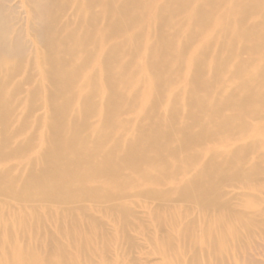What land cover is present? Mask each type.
I'll list each match as a JSON object with an SVG mask.
<instances>
[{"label": "bare ground", "instance_id": "obj_1", "mask_svg": "<svg viewBox=\"0 0 264 264\" xmlns=\"http://www.w3.org/2000/svg\"><path fill=\"white\" fill-rule=\"evenodd\" d=\"M71 3L50 0L39 10L43 30L37 37L44 51L38 52L39 69L47 77L50 93L39 100L38 88L29 95V103L49 108L44 148L34 161L42 162L44 168L35 169L32 164L34 168L21 179L8 169L0 171V226L8 239L0 241V251L9 249L12 256L3 264H79L60 247L54 260L42 258L33 251V241L25 246L17 243L16 232L27 236L44 224L45 217L57 215L73 226L67 232L74 237L85 231L87 223L101 226L90 215L99 208L129 227L134 217L129 207L137 199L145 204L155 199L161 210L174 208L172 219L166 215L155 225L176 228L174 239L195 252L193 264L224 263L232 247H242L243 235L251 234L245 225L244 229L238 226L241 218L222 215L221 211L233 210L227 188L246 181L247 190L252 189L264 173V165L250 159L264 153V129L249 125V121L264 123V0H221L223 7L234 12L222 14L197 12L196 8H213L216 0H163L158 6H150L147 0H98L100 16L89 14L86 20L75 12L73 26L62 22ZM76 6L88 11L87 3ZM179 18L192 25L189 32L178 28V34L173 33ZM4 21L0 18V67L6 77L14 78L23 71L22 64L9 61L11 45L6 42ZM142 22L153 33L147 40L135 37L131 56L145 58L142 67L135 69L124 62L130 54L123 50L125 44L107 45L97 25L104 23L116 31ZM179 33L184 34L181 40ZM198 33L204 39L193 48ZM144 40L149 42L146 46L137 45ZM78 51L85 53L91 66L73 64ZM244 51L250 53V60L231 66L233 57ZM208 73L210 77L204 79ZM233 79L240 81L230 82ZM181 82L183 90L178 86ZM5 91L0 79V126L5 135L0 141V161L23 157L33 143L32 138L11 145L30 125L21 120L16 130L11 129L17 105ZM164 98L168 104L161 109ZM133 112L139 120L134 131L126 120ZM93 117L97 122L89 123ZM183 174L188 177L178 180ZM171 180L177 183L175 188H150L165 187ZM16 204L30 213L13 210ZM194 207L201 214L178 225L184 210ZM7 212L16 224L6 219ZM156 214L159 217L161 212ZM228 221L235 226L230 228ZM81 241L84 254L95 249L96 242ZM174 262L183 264L182 255L166 253L163 264Z\"/></svg>", "mask_w": 264, "mask_h": 264}, {"label": "rangeland", "instance_id": "obj_2", "mask_svg": "<svg viewBox=\"0 0 264 264\" xmlns=\"http://www.w3.org/2000/svg\"><path fill=\"white\" fill-rule=\"evenodd\" d=\"M49 1L50 0H0V18L3 21L5 20L4 24H9L10 28H7L5 25V35L8 36H6V42L8 43L6 44L8 46L9 44L11 45V55L9 61L22 64L21 67L24 71H21L19 74L15 75L14 78H12L13 76L6 77V74L2 72V67H0V79L5 82V95L7 98L14 100L15 105H17L14 115V121L16 123L13 121L11 129L16 130L20 124L23 123L21 120L27 121V123L31 126H28V128L25 129L22 134L16 136V139H13L11 145L17 146L27 142L28 139L33 138V143L29 146L32 150L29 149V147L26 148L28 150H24L22 154L23 157L15 159L10 158V160L6 161L2 160L3 162L0 161V171L2 169H8L7 171L11 172L15 178L19 179L25 178L27 173L31 171V168H34L32 164L35 165V169H38L39 167L44 168V164L42 162H39V165L36 163L34 164V161L41 154L44 148L43 136L48 132V123L46 126L45 124L48 120L47 114L49 113V108L46 104L44 105L42 103H37V105L34 107H30L29 95L33 91L40 88L38 99L41 100L43 98H47L49 96L48 94L50 93L47 77L45 76V73L40 70L41 68L39 69L40 60L38 58V52L43 53L44 51L37 37L38 34L43 30L42 25L39 22V17H41L39 10H42ZM90 1L91 0H73V3H71V5L66 10V13H64L62 16V22L70 23L73 26L75 12L78 18L86 20L90 19L89 14H92L95 17L100 16L102 7L97 4L98 0L94 1V5L89 3ZM162 1L163 0H147L150 6H158V4H160ZM216 2L218 4L216 3L213 8H210L209 6L196 8L197 12L202 13L213 10V14L234 13L223 7L221 0H216ZM76 3H87L88 11L85 9V7L79 10V7L76 6ZM37 13L39 16H37ZM158 13L159 11L151 14V17H156ZM134 14H137V11L130 12L126 15ZM139 16L143 17V15ZM104 18L105 17H102V19ZM183 21L185 20L179 18L174 22L175 31L173 30V33L176 32L175 34H178V28L181 30V32H189L188 28L192 25L185 24ZM97 26L100 31L98 35L101 34L105 36L107 45L113 43H118L121 45L125 44L122 47L123 50L127 53H130L125 57V63H130L131 67L135 69L142 67L145 58L143 56L132 58L131 54H135L132 49L135 37H146L149 33H153L149 30L145 23L142 22L137 26H129L116 31L109 30L104 23H100ZM183 35V33H179V40L184 37ZM144 39L147 40V37ZM203 39V35H200L199 33L198 35L196 34V43L193 44V48L198 47ZM148 43L149 42L144 40L137 45L144 47ZM215 45L212 47V50H215ZM164 49L167 51L169 50V48L166 47ZM84 56L86 55L82 51L76 52L73 58V64L76 65V67L86 66V64L91 66L92 63L89 62L90 64H88V61H86L87 58L85 57V59ZM250 58L251 55L249 52H240L233 57L230 65L233 66L240 62H248ZM30 67H33L34 70L30 69ZM29 69L32 71L29 72ZM207 75L210 77V73H208L205 75L204 79L209 78ZM28 76L31 79L27 80ZM232 81H240V79H233L230 82ZM256 82L257 81H252V83ZM178 86L181 88V90H183L185 88V83L181 82L178 84ZM167 104L168 98H164L161 104V109L166 107ZM261 111L264 112V109ZM29 116L32 118H29ZM40 118L42 119L41 121L38 120ZM93 118L94 119H89V123L93 124L97 122L98 118ZM126 120L129 123V129H132L139 124L137 114L134 112L130 113L126 117ZM42 121L44 123V127ZM39 123H41L42 126L40 127H42L43 130L38 128ZM249 125L253 128L259 127L264 129L263 122L249 121ZM3 135L4 134L0 126V141L5 138V135ZM262 140L264 141V138ZM3 141L1 142L3 143ZM1 142L0 145H2ZM119 153L121 155L122 151ZM250 159H252L251 161L254 162V164L264 165V153L254 155ZM186 177H188L187 174L180 175L178 180L185 179ZM178 180L176 179V182ZM176 182L171 180L165 187L153 186L150 188L157 191H162L167 188H175L177 185ZM89 185V187L93 186V184ZM259 186L260 188L264 187V173L259 176L258 181L255 182L252 189L247 190L248 183L246 181L237 184L234 187L227 188V199L231 200V208H233V210L227 212L221 211L222 215L228 217L230 216L231 218L232 216L238 219L241 218L242 225L238 224V226L244 229L245 225L246 230L250 229L252 235H243L241 241L242 243L244 241V243L242 244V247L239 249L232 247L230 252L225 257L224 263L222 264H264V190L259 191V189H257ZM152 200L153 201L146 200L145 204L141 201V199H137L135 201V205L132 204V206L129 207L134 210V217H131V221L129 220L131 222L129 227L124 225V222L119 220V218L111 219V217L106 215L107 212H104L102 211V208H99L96 211L93 210L92 214L90 215L94 217L93 219H97L98 221L102 222V227L92 226L90 223H87L90 226H86L85 231H82V234L72 237V235L70 233L68 234L67 232L73 230V226L70 223L61 221L57 215L52 217L48 216L43 219V221L45 220L44 224L41 223L37 227L38 229L32 226L31 228L34 229L31 230L27 236L22 233L20 234V232H16L15 241H17V243L20 245L25 246L31 240L33 241L34 246L33 251L36 254H39L42 258L52 256L51 258L53 260L55 259V255L60 252L59 249H57L60 247V249L62 248L65 251L64 254H66L68 257H75L79 264H163L164 256L168 252L179 255L181 254L183 258V264H193L192 262L194 261L195 252L192 249H185L184 244L182 245L180 241L174 239L176 237V228L174 226L170 227L162 225V227H158L155 225L156 220L158 221L161 217L164 218L166 215H169V218L172 219L175 212L174 208L161 210L159 208V201L155 199ZM143 206H146V208H143ZM22 208L23 206L21 207L20 204H16L13 210H19L21 213L24 211L26 214L30 213V209H27V207L24 206L23 210ZM157 212H161L159 217L157 214L155 215ZM184 212V216H182L179 222H177L181 227L190 223V221H192V219L197 217L200 213V211H198V209L195 207L184 210ZM79 215L82 216L83 220L86 219L85 216L81 215V213ZM12 216L13 214H10L9 212H7V216L5 214V217L9 222L12 221L16 224L17 221L14 220ZM166 218H168V216H166ZM229 221L228 223H231L229 225L230 228L231 225L234 227L235 224ZM234 221L236 222V219ZM29 223H31V221ZM0 229V241H7V234L4 232L1 226ZM76 237L78 239L80 238V240L76 241ZM82 239L83 242L86 240L96 242L94 246L95 249L91 248L89 252L84 254L83 252L85 251L83 246L85 244L82 245ZM106 241L107 244L105 245L104 242ZM74 243H76L77 248L75 247ZM106 249L107 251H105ZM8 252L9 249H7V251H0V264L6 262L4 261L5 258H12L11 254L9 256ZM174 263L176 264V262Z\"/></svg>", "mask_w": 264, "mask_h": 264}]
</instances>
